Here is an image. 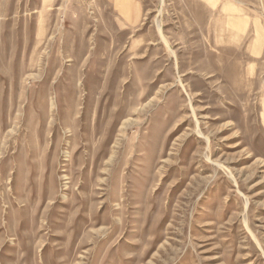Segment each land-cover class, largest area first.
Listing matches in <instances>:
<instances>
[{"label": "rangeland", "instance_id": "obj_1", "mask_svg": "<svg viewBox=\"0 0 264 264\" xmlns=\"http://www.w3.org/2000/svg\"><path fill=\"white\" fill-rule=\"evenodd\" d=\"M141 4L0 0V264H264V0Z\"/></svg>", "mask_w": 264, "mask_h": 264}, {"label": "crops", "instance_id": "obj_2", "mask_svg": "<svg viewBox=\"0 0 264 264\" xmlns=\"http://www.w3.org/2000/svg\"><path fill=\"white\" fill-rule=\"evenodd\" d=\"M114 12L128 24L138 22L141 14V0H110Z\"/></svg>", "mask_w": 264, "mask_h": 264}, {"label": "bare ground", "instance_id": "obj_3", "mask_svg": "<svg viewBox=\"0 0 264 264\" xmlns=\"http://www.w3.org/2000/svg\"><path fill=\"white\" fill-rule=\"evenodd\" d=\"M62 125H65V124H62ZM125 127H126V122H123V124L121 125V130H123ZM84 129H85V127H84ZM70 137L72 138V139L70 138L72 141H73V139H75V137H73V136H70ZM112 158H113V156L111 154L108 157L107 162H110ZM103 170L105 171L107 169L106 168H103ZM77 199H80V197L79 196H75V194H74L73 197L66 202L67 206L65 207L64 211L61 212V217L62 216H65L75 205L76 206L78 205V211H77L78 216L77 217L79 218V220H78V224L74 228V233L81 232L82 231V227L85 224V222H89L93 218V216L87 217V216H85L83 214V211L86 208V206L83 204L84 203V200L77 201ZM67 228H69V226H65L64 227V229H67Z\"/></svg>", "mask_w": 264, "mask_h": 264}]
</instances>
